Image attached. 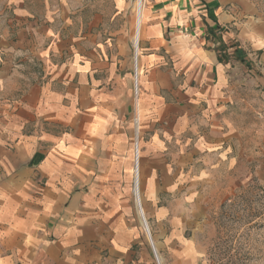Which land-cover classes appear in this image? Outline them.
Instances as JSON below:
<instances>
[{
	"label": "crops",
	"instance_id": "0c3cea01",
	"mask_svg": "<svg viewBox=\"0 0 264 264\" xmlns=\"http://www.w3.org/2000/svg\"><path fill=\"white\" fill-rule=\"evenodd\" d=\"M0 0V264H176L215 198L264 175V14L251 0ZM140 42V45H139Z\"/></svg>",
	"mask_w": 264,
	"mask_h": 264
},
{
	"label": "rangeland",
	"instance_id": "374dc122",
	"mask_svg": "<svg viewBox=\"0 0 264 264\" xmlns=\"http://www.w3.org/2000/svg\"><path fill=\"white\" fill-rule=\"evenodd\" d=\"M97 1L91 0V2ZM136 1L122 0L123 5L127 6V11L122 14L120 21L124 24L126 20H132L133 57ZM251 1L264 14V0ZM104 5L110 26L109 32H113V15L117 12V0H104ZM228 194L227 198H215V202L210 207L209 221L200 232L201 236L189 238L192 245L196 248L201 247L202 252L194 253L192 264H264V175L262 179L257 180L255 175L251 174L248 183ZM148 223L151 237L147 232L146 236L150 241L152 239L161 264H176L155 236L152 223L150 221ZM151 251L153 264H158L152 247Z\"/></svg>",
	"mask_w": 264,
	"mask_h": 264
},
{
	"label": "built area",
	"instance_id": "2783aa9c",
	"mask_svg": "<svg viewBox=\"0 0 264 264\" xmlns=\"http://www.w3.org/2000/svg\"><path fill=\"white\" fill-rule=\"evenodd\" d=\"M139 54H140L139 46L138 45L137 47L134 46V57H133L134 58V77H135V93L137 96H138V78H139V73H140V69L137 63V59H139ZM134 126H135V137H134L133 145H134L135 176H134L133 193H134L135 201L137 203V207L143 219V224L145 225L144 226L145 230L147 234L151 237L149 223L145 217L144 208L141 203L142 194H141V184L139 183V167H140V135L139 134H140L141 123H140V113H139L138 107H137V110L135 111ZM150 243L155 253L157 263L161 264L157 256V253L155 251V247H154L152 239Z\"/></svg>",
	"mask_w": 264,
	"mask_h": 264
},
{
	"label": "bare ground",
	"instance_id": "6f19581e",
	"mask_svg": "<svg viewBox=\"0 0 264 264\" xmlns=\"http://www.w3.org/2000/svg\"><path fill=\"white\" fill-rule=\"evenodd\" d=\"M135 6H136L137 18H136V28H135V35H134V46L137 47L138 40L140 38L141 29H142V23H143L144 0H137ZM139 183H140V179H139ZM141 203H142V197H141Z\"/></svg>",
	"mask_w": 264,
	"mask_h": 264
}]
</instances>
